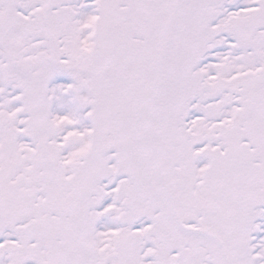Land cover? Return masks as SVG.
<instances>
[{
	"label": "snow or ice",
	"instance_id": "obj_1",
	"mask_svg": "<svg viewBox=\"0 0 264 264\" xmlns=\"http://www.w3.org/2000/svg\"><path fill=\"white\" fill-rule=\"evenodd\" d=\"M0 264H264V0H0Z\"/></svg>",
	"mask_w": 264,
	"mask_h": 264
}]
</instances>
